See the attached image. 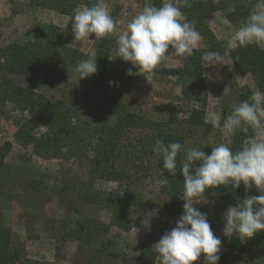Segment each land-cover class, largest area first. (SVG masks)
I'll return each mask as SVG.
<instances>
[{"label": "rangeland", "instance_id": "1", "mask_svg": "<svg viewBox=\"0 0 264 264\" xmlns=\"http://www.w3.org/2000/svg\"><path fill=\"white\" fill-rule=\"evenodd\" d=\"M196 1L179 0L177 6L187 19V10ZM96 2L87 0L78 4L76 9L91 7ZM104 2L117 23L118 33L126 29L146 4L155 6L154 0ZM257 3L258 0H247V14L235 19H230L222 9L213 10L206 18L216 37L217 51L222 54L225 63L232 64L208 67L203 64L204 93L207 94L205 122L208 120L207 124L211 127L187 130L186 149L200 147L211 154L214 146L231 143L233 135L213 127L211 113L220 115L222 125L223 114L231 113L233 105L248 99L241 97L243 92L248 89L251 95L253 90H259L252 75L240 73L229 56L233 49L230 47L232 35L246 23ZM228 8L230 11L235 5L231 4ZM73 16L49 7L33 6L28 0H0V65L4 61L1 55L4 46L35 40L43 26L49 23L60 27L64 46L83 54L72 61L71 67L54 66L38 75L15 76L0 66V79L12 78L22 84H32L37 94L51 101H64L65 106L74 109L73 122H90L93 125L97 120V103L102 96L113 94L121 95L135 110L153 119H166L177 111L181 124L175 129L182 130L189 113L197 107L195 88L190 82L167 75L162 70L181 67L183 58L176 56L170 46L166 59L152 73H140L131 62L116 57V37L110 36L113 47L109 63L103 71L105 74L99 80L97 77L79 79L74 68L95 51L97 40L92 34L83 41H75L71 31ZM207 47V40L201 35L199 49ZM110 81L113 83L110 84ZM32 116L19 103L12 101H8L0 112V225L10 230L11 253L19 255V260L11 264H31L34 260L51 264H133L142 246L154 249V244L165 232L175 227L180 216L169 212L171 203L162 194L160 181L152 176L137 185L140 204L133 226L125 230L111 224L112 214L109 210L97 203L83 202L79 193L87 188L84 182H91L94 189L108 191H119L121 184L95 179L85 159L59 158L36 150L33 143L19 140L17 131L25 121L33 120ZM46 130L45 126L36 124L33 133L40 135ZM245 193L246 197L261 194L255 187L245 190ZM204 199L194 207L207 214L214 234L225 235L226 221L223 217L227 209L235 205L221 199ZM89 219H98L109 224L110 228L106 233L96 234L91 241L73 236V233L81 237L84 235L81 224ZM242 244L243 252L230 254L226 264H264V254L253 237ZM227 252L228 248L222 245L218 262L224 261ZM199 260L205 264L204 255L201 254ZM155 264H160L159 255Z\"/></svg>", "mask_w": 264, "mask_h": 264}, {"label": "trees", "instance_id": "2", "mask_svg": "<svg viewBox=\"0 0 264 264\" xmlns=\"http://www.w3.org/2000/svg\"><path fill=\"white\" fill-rule=\"evenodd\" d=\"M28 1L33 6L49 7L65 15H73L78 4L87 2V0ZM246 1L197 0L194 6L187 10L188 20L196 24L199 33L207 40L208 47L195 50L191 57L183 59L181 67L162 70L167 75H174L190 82L195 88L194 101L197 107L189 113L182 130L177 129L181 124L177 111L166 119H153L135 110L121 95L113 94L102 96L97 103L95 109L97 120L93 125L90 122L84 124L79 121L73 122L74 109L65 106L64 101H51L37 94L32 84H22L12 78L0 79V112L8 101L19 103L23 110L33 115V120L25 121L17 131L16 137L19 140L33 143L36 150L59 158L85 159L90 174L95 179L121 184L119 191H108L94 189L91 182H84L87 188L81 189L79 193L83 202L97 203L109 210L112 214L111 224L125 230L133 226L140 204L137 185L150 176L160 181L161 192L171 203L169 212L181 217L185 201L180 198L183 195L184 183L180 161L186 150L187 130L190 132L202 126L205 129L211 127L205 122L207 94L204 93V63L201 56L205 51H217V40L206 18L216 9L224 10L230 19L241 17V14L246 15L249 10ZM231 4L235 5V12L229 11L228 7ZM154 5L162 6V0H154ZM112 47L113 39L110 37L97 40L94 53L97 56L98 71L90 76L91 79L97 77L99 80L105 74L103 71L109 63ZM1 53L4 61L0 66L15 76L38 75L50 67L60 65L65 68L71 67L72 61L83 56L79 51L61 43L60 27L53 23L44 25L40 36L35 40H29L24 44L9 43L3 47ZM229 56L239 72L252 75L258 89L264 91V50L254 45L236 47L230 51ZM247 90L241 97L251 96ZM229 114H223V119ZM36 124L45 126L47 130L40 135L33 133ZM251 136V130L247 133L238 130L230 143L231 149L239 150ZM158 141L164 145L172 142L184 145V149L177 157V174L174 177L163 167V156H158L154 151ZM165 179L168 181L167 184L163 183ZM204 197L221 199L237 205L246 198L245 186L241 182L239 188H233L231 185L208 188ZM109 228V224L98 219H89L81 224L84 235L81 237L80 234L73 233V236L77 235L78 238L91 241L96 234L98 236L106 233ZM214 235L228 248L224 261L217 264H226L230 260V254L243 252L244 246L237 235L234 234L232 237ZM253 239L264 254V230L257 232ZM11 243L10 230L0 225V264H11L19 260L18 254L11 253ZM158 255L153 248L144 245L133 264H155ZM31 264L51 263L34 260ZM193 264L201 262L198 259Z\"/></svg>", "mask_w": 264, "mask_h": 264}, {"label": "clouds", "instance_id": "3", "mask_svg": "<svg viewBox=\"0 0 264 264\" xmlns=\"http://www.w3.org/2000/svg\"><path fill=\"white\" fill-rule=\"evenodd\" d=\"M178 4L179 0H162L160 7L146 4L126 29L118 33L117 23L108 5L104 0H97L91 7L75 10L71 31L75 41H83L92 34H95L96 40L115 36L116 57L131 62L140 73L150 74L166 59L170 46L176 56L185 60L199 50L201 34ZM230 11L235 12L236 9ZM249 45L264 50V0H258L246 23L234 32L230 40L232 48ZM201 61L207 67L232 64L225 63L218 51L203 52ZM74 71L79 79L95 74L98 71L96 54L89 53L88 58L81 60ZM210 122L213 127H219L229 135H234L238 130L245 133L251 130L252 136L237 151L231 149L230 142L214 146L211 154L200 147L184 151L180 161V171L184 177L183 195L180 198L185 201L184 211L175 227L165 232L154 244L160 264H193L202 253L205 264H217L221 259V239L214 235L207 214L194 207V204L205 200L204 193L208 188L221 185L239 188L241 182L246 191L255 187L260 195L246 197L227 209L223 217L226 221L224 232L229 237L235 234L244 242L264 230V91L253 90L248 99L233 105L222 125L220 115L215 112L211 113ZM182 149L184 145L180 142L164 145L160 141L154 149L158 156H163V167L173 177L177 174V157ZM163 183L167 184V179Z\"/></svg>", "mask_w": 264, "mask_h": 264}]
</instances>
